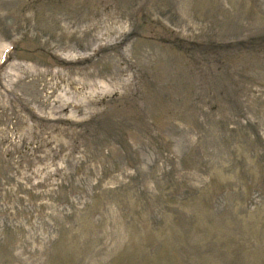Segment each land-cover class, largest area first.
Here are the masks:
<instances>
[{
	"label": "rangeland",
	"instance_id": "rangeland-1",
	"mask_svg": "<svg viewBox=\"0 0 264 264\" xmlns=\"http://www.w3.org/2000/svg\"><path fill=\"white\" fill-rule=\"evenodd\" d=\"M0 264H264V0H0Z\"/></svg>",
	"mask_w": 264,
	"mask_h": 264
}]
</instances>
